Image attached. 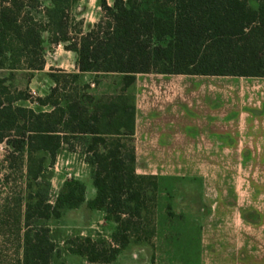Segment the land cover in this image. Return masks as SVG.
<instances>
[{"label":"trees","instance_id":"trees-1","mask_svg":"<svg viewBox=\"0 0 264 264\" xmlns=\"http://www.w3.org/2000/svg\"><path fill=\"white\" fill-rule=\"evenodd\" d=\"M79 1L0 0V68L43 69L45 33L50 43L77 54L78 71L52 73L55 85L37 98L47 109L16 104L26 96L0 78V143L22 164L26 156L31 191L21 264H52L56 244L40 221L84 203L115 223L109 242L90 235L67 241L69 252L89 262H113L130 244L154 234L158 177L137 173L136 108L126 93L137 73L264 77V0H99L104 17L73 37L70 13ZM87 72L122 74V91L91 110L64 92L68 77L76 82ZM72 138L86 146L96 192L87 198L86 184L72 178L51 203L40 179L48 158L53 163Z\"/></svg>","mask_w":264,"mask_h":264},{"label":"rangeland","instance_id":"rangeland-1","mask_svg":"<svg viewBox=\"0 0 264 264\" xmlns=\"http://www.w3.org/2000/svg\"><path fill=\"white\" fill-rule=\"evenodd\" d=\"M99 3V0H98ZM93 12V13H92ZM104 17L93 5L73 7L71 36L92 30ZM45 67L0 68V78L26 99L18 105L35 110L47 109L38 97L50 93L55 85L51 76L77 72V54L64 44H52L44 34ZM65 80V79H64ZM67 92L77 95L91 110L119 94L123 87L120 73H83L76 81L66 79ZM257 148L264 153V144ZM11 147L0 143V264H21L27 187L26 156L23 164ZM249 156H254L250 154ZM260 156H264L261 154ZM86 146L72 138L57 152L39 187L51 203L64 182L72 178L86 184V197L95 195L92 168L86 162ZM138 174L162 173L158 177V196L153 216L155 232L148 241L132 243L112 264H264V159L228 161L143 162L137 160ZM36 186L34 188L37 189ZM84 203L64 210L60 218L41 220L51 229L57 250L52 264H83L85 257L68 251L67 241L90 235L108 242L115 223L104 211L91 215Z\"/></svg>","mask_w":264,"mask_h":264},{"label":"crops","instance_id":"crops-1","mask_svg":"<svg viewBox=\"0 0 264 264\" xmlns=\"http://www.w3.org/2000/svg\"><path fill=\"white\" fill-rule=\"evenodd\" d=\"M114 1L107 0L109 5ZM79 3L101 9L98 0ZM126 93L136 108L134 144L139 161L264 159L257 148L264 144V77L137 73ZM113 262L86 259L83 264Z\"/></svg>","mask_w":264,"mask_h":264}]
</instances>
